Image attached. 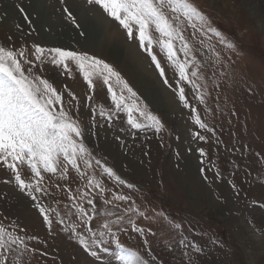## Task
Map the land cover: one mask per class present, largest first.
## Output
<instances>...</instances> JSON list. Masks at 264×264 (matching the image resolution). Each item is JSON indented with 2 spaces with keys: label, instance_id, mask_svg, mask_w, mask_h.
I'll list each match as a JSON object with an SVG mask.
<instances>
[{
  "label": "rangeland",
  "instance_id": "1",
  "mask_svg": "<svg viewBox=\"0 0 264 264\" xmlns=\"http://www.w3.org/2000/svg\"><path fill=\"white\" fill-rule=\"evenodd\" d=\"M68 1L81 5V10L94 18L88 26L96 25L95 17L100 14L105 22L110 21L121 33L113 38L125 56L130 52L136 57L138 54V59L143 56L141 63L145 61L158 88L168 91L173 102L165 97L169 107H155L135 76L141 67L119 59L109 50L84 48L77 42L69 43L70 46L43 43L42 30L47 35L57 33V28L62 29V34L69 28L79 32L63 11L66 6L76 14L70 5H63L61 0H39L50 6L51 13L49 8L45 10L52 15L53 22L59 23L54 14L63 16L59 25L52 26L38 11H31V0L22 5L17 0H0V45L17 51L23 49L28 60L34 59L33 44L86 52L102 59L133 88L140 98L138 103L147 105L163 124L159 132L151 127L133 129L127 123V114L114 109L103 78L94 75L90 86L75 62L69 63L68 73L52 64L50 56L42 64L37 62L39 66L32 65L33 72L63 93L65 110L84 130V143L92 153L93 166L85 168L83 160L80 161L84 176L71 167L65 178L59 173L44 174L42 187L48 194L40 195L41 203L57 209L64 219L61 224L56 219L57 213L52 214L51 229L26 193L16 186L11 170L0 166V224L25 238L29 251L23 264H124L130 252L138 253L149 264H187L189 259L193 264H264V0H191L223 38L235 45L225 47L214 35L209 38L198 33L194 37L191 29L185 30V38L200 61L197 83L204 93L201 103L191 86L184 85L192 107H185L179 100L177 74L163 52L153 48L165 70L167 83L151 56L141 49L135 31L129 39L126 30L100 6L87 0ZM21 6L31 20L30 25L19 11ZM12 9L17 16L11 13ZM78 36L82 37L80 32ZM153 36L158 39L155 32ZM201 39L205 41L204 47L209 42L214 45L219 62L214 53L202 48ZM24 67L27 72L26 62ZM109 83L114 90L120 87L115 78ZM100 107L111 111V122L106 115H99ZM192 108L198 110L207 128L195 124ZM137 118L140 119L138 114ZM197 132L206 139H199ZM96 160L101 161L100 165L95 164ZM190 163L195 173L187 168ZM104 165L126 183L107 175ZM20 170L23 178H31L26 165ZM93 175L102 181L103 192L89 186ZM117 195L131 199L119 201L115 199ZM89 199H94L95 204L89 205ZM74 203L93 216L92 230L97 233L105 231V222L112 224L118 216H124L120 225L112 224L124 249L105 236L102 246H92L99 256H91L76 236L80 233L89 238L90 232L85 218L72 207ZM129 218L145 231L136 232L128 223ZM169 223L181 224L182 234L201 245L203 254L188 249L185 255L176 243L179 234L168 227ZM105 247L107 251L103 250ZM12 256L10 253V260Z\"/></svg>",
  "mask_w": 264,
  "mask_h": 264
},
{
  "label": "snow or ice",
  "instance_id": "2",
  "mask_svg": "<svg viewBox=\"0 0 264 264\" xmlns=\"http://www.w3.org/2000/svg\"><path fill=\"white\" fill-rule=\"evenodd\" d=\"M87 2L100 6L108 16L118 21L119 25L126 30L129 39L133 38L135 31L141 49L151 56L159 74L165 77V83H167L165 70L156 53L153 52V48H158L165 54L170 66L177 74L176 91L179 100L185 107H192L186 96L185 84L191 86V90L195 92L201 103L204 102L202 86L197 83V78L200 75V61L185 38V30L191 29L194 37L198 33L202 37L209 38L214 35L220 38V43L225 47H235L234 44L223 38V34L210 24L209 18L191 3V0H87ZM61 3L63 4V0ZM19 11L30 25L31 20L25 9L21 6ZM63 11L71 23L79 29L80 24L72 11L66 6ZM153 32L157 34L158 39L154 38ZM83 34L81 32V35ZM199 43L207 53H214L217 62H219V53H215L213 44L209 42L204 47L203 39L199 40ZM32 48L34 59L28 60V53L23 49L17 51L14 48L0 45V166L11 170L16 186L21 192L26 193L33 206L43 217L45 224L51 229L52 214L57 213V209L48 208L41 203L40 195L48 194L42 187L44 174L56 175L59 173L61 178H65L69 167H71L84 176L85 172L81 169L80 161L83 160L85 168H91L93 161L92 153L84 143V130L77 120L65 110L63 93L59 92L49 80L33 72L32 65L37 62L42 64L45 57L50 56L52 64L60 66L68 73L70 72L69 63L75 62L90 86L93 85L92 77L94 75L103 78L111 93L114 109L118 113L125 112L127 114V123L133 129L151 127L159 132L163 128V124L158 116L147 109V105L138 103L140 98L137 93L121 77V74L104 60L90 56L86 52L66 50L61 47L45 48L40 44H33ZM25 62L29 66L27 72L24 67ZM113 78H115V83L120 85L118 90H114L113 84L109 83ZM72 98L75 99L74 94H72ZM192 111L195 113L193 117L195 124L200 128H207L208 125L203 121L198 110L192 108ZM137 114L140 119L137 118ZM99 115H106L109 122L112 120L111 111L104 107H100ZM196 136L201 140L206 139L199 132L196 133ZM199 151L202 156L205 155L204 149L201 148ZM100 163V160L95 161L96 165H100ZM23 165H26L30 170V179L22 177L20 167ZM104 172L109 176H114L119 183H126L107 165H104ZM89 186L99 188L101 192L105 190L102 181L97 180L94 175L89 181ZM128 187L131 188L133 185L128 184ZM72 199L75 201L76 197ZM81 199H84V196H81ZM115 199L126 201L131 198L127 195H117ZM88 204L94 205L95 200L89 199ZM72 207H75L79 215L85 218L90 237L85 238L80 233H76V236L79 243L90 252L91 256H99V252L93 250L92 246H102L105 243L103 239L105 236H110L115 240L118 248L124 249L112 230V224L120 225L124 216H118L112 224L105 222L103 224L105 231L97 233L92 230L93 216L89 215L88 211L78 203H74ZM69 212H71V208H69ZM56 219L64 224L63 217H60L58 213ZM128 223L138 233L145 231L130 218ZM168 227L179 234L176 243L181 246L185 255L188 254V249L203 254L201 245L182 234L181 224L169 223ZM65 230L68 229L65 228ZM27 239H36V237ZM103 250L107 251L108 249L105 247ZM28 251L25 238L0 224V264H23V258ZM10 253L13 254L11 260ZM124 264H149V262L138 253L130 252L129 256L124 259ZM187 264H193L191 259Z\"/></svg>",
  "mask_w": 264,
  "mask_h": 264
},
{
  "label": "bare ground",
  "instance_id": "3",
  "mask_svg": "<svg viewBox=\"0 0 264 264\" xmlns=\"http://www.w3.org/2000/svg\"><path fill=\"white\" fill-rule=\"evenodd\" d=\"M19 3H26L27 1L30 0H17ZM73 1V0H72ZM70 1L65 0V2H63L64 4L70 5L76 14L75 17L79 19V23H80V28L78 29L80 32V36L79 37L78 34L79 32L75 30H73L72 28L67 29V31H63L62 34V29L57 28L55 34L53 35H47L43 30H42V39H40L41 41H43V43L45 44H49V45H63V46H70L73 42H77V43H82L84 48H89L90 47H94V48H99L103 50H109L112 52V54H114L116 57H118L119 59L122 60H128V62L130 63H134L136 66L141 67L140 71L136 70L135 71V76L136 78L140 81L141 83V88H143L144 92L147 94L148 98L150 99L149 101H151L155 107H162L167 106L165 103V100L173 102V100L170 98L168 91L166 92L165 90H163L162 88H158V84L156 82V80L152 77L151 73L149 72V70L146 68V63L144 61V63H141V59L142 57H140L141 59H138V54L137 57L132 54V52H130L128 54V57L125 56V52L124 50H122L123 48H121L120 44L117 43L116 39L113 38L115 36V34L117 36L121 35V33L115 29V26L112 25V23L110 21L105 22V17L102 16L101 14L98 15L99 17H95V23L96 25L94 26H88L89 25V21L90 20H94V18L87 15V13H84L83 10H81V5L78 4H69ZM31 11H38L39 14L41 15L42 18H44L45 21H49L51 22L52 26L55 25H59L60 22H62L63 20V16L54 14L55 17H57L58 22H53V20L50 19V17L52 15H49L50 11V6H46L45 4L39 2V0H31ZM226 3V2H225ZM27 4V3H26ZM62 5V7H63ZM45 6V8H44ZM226 7V6H225ZM49 8V12L46 11L45 9ZM56 8V7H55ZM11 13L14 14V16H17V13L15 12V10H11ZM46 13H48L46 15ZM100 23H99V22ZM103 26V27H102ZM85 28V29H83ZM59 29V30H58ZM58 31L60 32V35L58 33ZM85 31L87 32V34L85 33ZM81 32H84L83 35H81ZM64 35V36H63ZM70 43V45H69ZM197 49V48H196ZM133 50V49H132ZM137 52V51H134ZM140 54V53H139ZM141 60V61H140ZM162 90V91H161ZM165 97L167 99H165ZM165 99V100H164ZM170 99V100H169ZM171 110V109H170ZM189 166V167H188ZM193 164L190 163L187 164V168L188 169H192L190 171V173H195V170L192 168ZM194 167V166H193ZM183 169V168H182ZM185 170V169H184ZM184 177V176H183ZM189 181V179H188ZM185 184H187V177L185 178ZM199 205H202L200 202H198Z\"/></svg>",
  "mask_w": 264,
  "mask_h": 264
}]
</instances>
